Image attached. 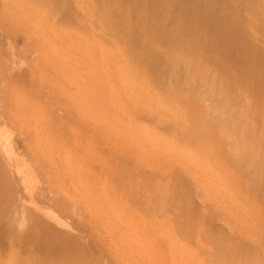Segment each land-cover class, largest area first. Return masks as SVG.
Returning <instances> with one entry per match:
<instances>
[{"label":"rangeland","instance_id":"1","mask_svg":"<svg viewBox=\"0 0 264 264\" xmlns=\"http://www.w3.org/2000/svg\"><path fill=\"white\" fill-rule=\"evenodd\" d=\"M96 2L57 3L67 18L54 20L35 0H0V264H264V201L237 199L207 157L157 136L169 113L133 89ZM250 7L262 22L264 0ZM178 20L187 39L193 17ZM235 58L221 97L192 103L244 115L262 149L264 78Z\"/></svg>","mask_w":264,"mask_h":264},{"label":"bare ground","instance_id":"2","mask_svg":"<svg viewBox=\"0 0 264 264\" xmlns=\"http://www.w3.org/2000/svg\"><path fill=\"white\" fill-rule=\"evenodd\" d=\"M64 1L40 0L39 4L35 0L43 10L45 6L44 11L51 18L60 20H65L67 13L63 14L61 7L63 11H57L54 6ZM96 1L99 8L94 14L99 27L109 34L106 35L108 45L126 52L127 77L133 89L138 93L151 92L169 113L167 119L157 125L162 128L158 129L157 136H164L162 141L175 146L179 153L188 150L198 155V159L207 157L209 169L216 168L221 173L237 199L264 201V147L260 149L256 124L247 121L244 115H235L233 121H227L226 114H223L225 108L217 115L214 108L219 105L213 98L208 112H201L192 103L203 93L202 97L207 98L214 97L212 93L219 95L217 91L221 92L224 82L233 78L225 70L231 69L234 55L237 56L234 62L241 65L245 74L263 80L264 57L261 59L263 64L256 61L255 57L262 52L256 49L252 40H264V18L260 22L261 18L254 17L257 13L250 7L251 0H190L189 3L187 0ZM163 13L166 14L164 19ZM244 13L248 18L250 15L248 24L244 23ZM186 16L193 17V25L191 35L184 39L178 19ZM101 38L105 39L104 36ZM223 61L228 63L220 73L217 69ZM258 67L262 68L254 70ZM180 79L183 80L182 86L178 83L182 81ZM220 84L222 88H216ZM225 96L223 105L225 99L231 100L227 94ZM233 162L240 172L249 176L246 180L230 170Z\"/></svg>","mask_w":264,"mask_h":264}]
</instances>
